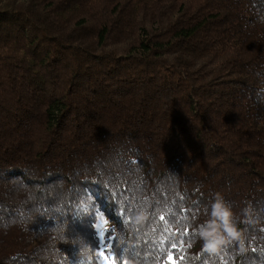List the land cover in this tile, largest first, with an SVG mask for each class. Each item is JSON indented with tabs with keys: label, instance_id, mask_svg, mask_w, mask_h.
Masks as SVG:
<instances>
[{
	"label": "trees",
	"instance_id": "16d2710c",
	"mask_svg": "<svg viewBox=\"0 0 264 264\" xmlns=\"http://www.w3.org/2000/svg\"><path fill=\"white\" fill-rule=\"evenodd\" d=\"M100 214L117 264H264V0H0V264H99Z\"/></svg>",
	"mask_w": 264,
	"mask_h": 264
},
{
	"label": "clouds",
	"instance_id": "9594fccd",
	"mask_svg": "<svg viewBox=\"0 0 264 264\" xmlns=\"http://www.w3.org/2000/svg\"><path fill=\"white\" fill-rule=\"evenodd\" d=\"M210 221L206 228L200 232L201 237L204 239L207 247L211 244L219 242V230L223 229L230 236L235 233L234 226L231 222V213L222 199H218L212 205L210 211Z\"/></svg>",
	"mask_w": 264,
	"mask_h": 264
},
{
	"label": "snow or ice",
	"instance_id": "6c2138e0",
	"mask_svg": "<svg viewBox=\"0 0 264 264\" xmlns=\"http://www.w3.org/2000/svg\"><path fill=\"white\" fill-rule=\"evenodd\" d=\"M159 219L161 221H165V216L161 215L159 217ZM166 230H167V228H166ZM106 233H107V235H106ZM235 235L236 234H232L233 237H235ZM110 240H111V235L107 229L101 230L99 232V241L104 243V248L101 249V251L99 252V256L103 258V260L105 261V264H117V260L120 259V254L118 252L112 251L114 246L112 243L109 242ZM171 247L174 249L177 247V245L173 243ZM209 248L214 250L215 244L209 245ZM169 261L171 262V264H176V261L173 260L171 250H169L168 259L165 262V264H168ZM123 264H127V262L124 261Z\"/></svg>",
	"mask_w": 264,
	"mask_h": 264
},
{
	"label": "rangeland",
	"instance_id": "374dc122",
	"mask_svg": "<svg viewBox=\"0 0 264 264\" xmlns=\"http://www.w3.org/2000/svg\"><path fill=\"white\" fill-rule=\"evenodd\" d=\"M112 223L113 222L109 216H107L106 214H100L98 217L97 224H96L98 237H99V232L101 230H104V229L108 230L109 226ZM106 235H107V233H106ZM103 248H104V243L100 242V249L97 252V259H98L99 264H105V261L103 260V258L99 256V252Z\"/></svg>",
	"mask_w": 264,
	"mask_h": 264
}]
</instances>
